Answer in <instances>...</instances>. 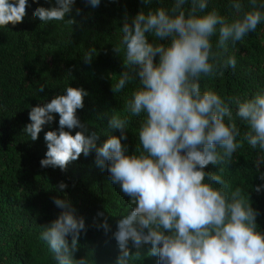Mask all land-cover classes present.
Returning a JSON list of instances; mask_svg holds the SVG:
<instances>
[{"label": "clouds", "instance_id": "1", "mask_svg": "<svg viewBox=\"0 0 264 264\" xmlns=\"http://www.w3.org/2000/svg\"><path fill=\"white\" fill-rule=\"evenodd\" d=\"M142 2L161 6L125 18L114 44L128 70L113 84V91L124 93L134 85L124 97L126 115L114 112L109 122L121 136H111L98 147L95 135L66 131L84 128L76 113L87 95L68 85L66 94L31 108V123L23 131L36 141L44 126L54 121L53 114H59V129L44 135L47 152L41 166L66 170L81 154L95 150L97 165L106 168L112 183L131 198V211L114 233L122 251L116 264L140 259L139 252L130 253L129 241L137 248L141 242L151 244L150 255L158 256L159 264H264L260 213L249 192L240 186L233 190L224 178V165L245 144L259 149L256 172L264 164V90L224 97L207 85L201 87L202 81L222 77L225 69L235 70L236 56L222 60V55L229 43L242 42L264 25V0H226L228 15L221 14L215 0H168L167 6L166 0ZM29 3L0 0V29L22 22ZM75 3L55 0L50 8H35L34 15L43 24L73 25L75 20L67 17ZM87 3L96 7L101 0ZM95 53L94 47L87 49L84 61L90 62ZM133 118H138L139 144L128 154V145L121 141L128 139ZM238 122L246 126L243 132ZM210 164L218 170L205 171ZM260 179L264 181V173ZM66 187L59 185L61 190ZM254 190L260 192L264 185ZM53 202L63 211L41 227L39 239L55 264H92L90 257H75L84 219H77L67 199ZM103 227L108 229L106 222Z\"/></svg>", "mask_w": 264, "mask_h": 264}, {"label": "trees", "instance_id": "2", "mask_svg": "<svg viewBox=\"0 0 264 264\" xmlns=\"http://www.w3.org/2000/svg\"><path fill=\"white\" fill-rule=\"evenodd\" d=\"M54 3L30 0L22 22L0 29V264H55L39 234L42 226L63 211L53 202L57 197L70 201L77 219L85 221L76 259L90 257L92 264H116L122 251L114 233L118 222L131 211V198L112 183L106 168L97 165L95 150L88 156L81 154L66 170L41 166L47 152L44 135L59 129V114H53L54 121L44 126L36 141L23 130L31 123V108L66 94L68 85L84 89L87 95L84 107L76 113L84 128L65 130L73 135L77 131L95 135L98 147L111 136L120 137L121 131L110 127L109 122L114 112L126 115L124 97L134 85L124 93L113 91V84L128 70L122 54L114 50L118 29L125 18L131 20L140 11L161 5H146L142 0H101L93 7L87 0H76L67 17L75 20L73 25L57 21L43 24L34 9L50 8ZM215 6L221 14H229L226 0H215ZM93 47L95 55L85 62L83 54ZM232 54L237 59L235 70L228 68L222 77L202 81V90L207 85L224 97L250 96L264 90V25H258L242 42L229 43L221 59ZM41 85L45 86L43 92L38 91ZM137 119L133 118L127 129L128 139L121 141L128 145V154L135 153L139 144ZM239 126L242 132L246 129L243 124ZM258 153L259 149L245 144L233 161L224 165V178L233 190L240 186L249 192L253 208L260 213L257 223L264 231V190H254L264 185L260 179L264 164L260 172L255 170ZM217 170L211 164L205 168ZM61 183L67 187L59 189ZM68 239L71 242V237ZM128 247L132 255L140 253L135 264H159L158 256L150 255L151 244L141 242L137 248L129 241Z\"/></svg>", "mask_w": 264, "mask_h": 264}]
</instances>
